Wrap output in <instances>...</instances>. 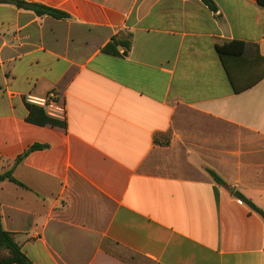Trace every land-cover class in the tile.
<instances>
[{
    "label": "crops",
    "instance_id": "0c3cea01",
    "mask_svg": "<svg viewBox=\"0 0 264 264\" xmlns=\"http://www.w3.org/2000/svg\"><path fill=\"white\" fill-rule=\"evenodd\" d=\"M25 1L68 15L0 4V174L21 183L0 180L1 223L30 261L264 264V219L232 194L264 211V5ZM122 29L129 50L102 51ZM26 93L57 95L64 127Z\"/></svg>",
    "mask_w": 264,
    "mask_h": 264
},
{
    "label": "trees",
    "instance_id": "16d2710c",
    "mask_svg": "<svg viewBox=\"0 0 264 264\" xmlns=\"http://www.w3.org/2000/svg\"><path fill=\"white\" fill-rule=\"evenodd\" d=\"M205 5L208 6L211 10H216V6L212 0H201ZM257 2L261 5H264V0H257ZM0 4H12L18 8H25L34 11L37 15H43L48 14L50 16H53L55 18H65L68 15L60 11L58 9L51 8L49 6H46L44 4L38 3V2H28L25 0H0ZM132 41V33L128 31L127 29L119 30L117 33H115L110 40L106 43V45L102 48V51L106 53L111 54H118L117 46H120L123 48V52H126L129 50L130 45ZM233 42H226L220 46H218V53L222 60V63L224 65V68L226 70V73L228 75V78L230 80V83L232 84V87L235 91H239L233 81V78L229 72V69L225 65V56L226 55H235L231 51V44ZM264 72L258 76L262 77ZM251 85V84H249ZM29 120L34 121L41 125H51V126H60L64 127V121L62 120H56L50 117L45 116L43 114V111L41 109H38L36 111H30L29 115L27 117ZM43 147L42 145L34 144L28 148L24 153L19 155L16 158V162L20 161L29 151L39 149ZM207 173L210 175L212 180L218 184V185H225V182L223 179L212 169L207 168ZM3 179H9L11 181H14L17 184L21 183L14 179L11 175V171H7L0 174V180ZM232 194L244 202L252 211L259 214L264 219V211L256 206L252 201H250L247 197H245L242 193L239 191L233 190ZM0 264H33L30 259L24 254V252L21 250L20 246L16 243L14 240L12 233L5 230L2 227L1 223V214H0Z\"/></svg>",
    "mask_w": 264,
    "mask_h": 264
},
{
    "label": "built area",
    "instance_id": "2783aa9c",
    "mask_svg": "<svg viewBox=\"0 0 264 264\" xmlns=\"http://www.w3.org/2000/svg\"><path fill=\"white\" fill-rule=\"evenodd\" d=\"M23 100L26 104L40 107L50 118L63 120L65 117V107L57 101V95H54V93H49L46 96L26 93L23 96Z\"/></svg>",
    "mask_w": 264,
    "mask_h": 264
}]
</instances>
